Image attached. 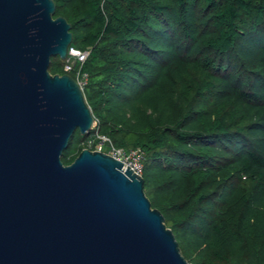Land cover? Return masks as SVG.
<instances>
[{
  "label": "trees",
  "instance_id": "obj_1",
  "mask_svg": "<svg viewBox=\"0 0 264 264\" xmlns=\"http://www.w3.org/2000/svg\"><path fill=\"white\" fill-rule=\"evenodd\" d=\"M55 2L89 50L96 121L63 162L96 131L141 147L145 193L188 261L264 264V0Z\"/></svg>",
  "mask_w": 264,
  "mask_h": 264
},
{
  "label": "water",
  "instance_id": "obj_2",
  "mask_svg": "<svg viewBox=\"0 0 264 264\" xmlns=\"http://www.w3.org/2000/svg\"><path fill=\"white\" fill-rule=\"evenodd\" d=\"M55 0H0V264H192L144 178L83 148L62 160L77 130L94 128L65 60L72 25Z\"/></svg>",
  "mask_w": 264,
  "mask_h": 264
},
{
  "label": "built area",
  "instance_id": "obj_3",
  "mask_svg": "<svg viewBox=\"0 0 264 264\" xmlns=\"http://www.w3.org/2000/svg\"><path fill=\"white\" fill-rule=\"evenodd\" d=\"M88 55L89 50H82L71 45L68 49L67 58L64 60L65 73H72L74 75L73 77L82 88L87 82L88 75L82 73L81 66L86 61ZM94 128H96V121L94 123ZM82 145L84 148L90 150H98L110 154L115 159L123 162L124 169L129 166L134 172L142 175L145 154L141 147L133 149L117 147L109 136L100 134L98 131L87 140L83 141Z\"/></svg>",
  "mask_w": 264,
  "mask_h": 264
}]
</instances>
